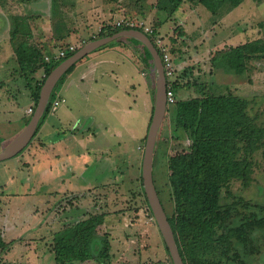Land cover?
Instances as JSON below:
<instances>
[{
    "label": "rangeland",
    "instance_id": "obj_1",
    "mask_svg": "<svg viewBox=\"0 0 264 264\" xmlns=\"http://www.w3.org/2000/svg\"><path fill=\"white\" fill-rule=\"evenodd\" d=\"M30 2L32 0H0V6L7 9L12 17L17 16L25 19L28 37L19 36L13 44L16 45L19 41H25L27 46L38 47L42 50L43 55L50 56L66 44L60 41L48 45L45 42L39 43L33 40V36L30 34L31 27L37 29V20L39 19L40 22L43 21L42 26L44 27L47 24L45 21L47 15L43 14L41 10L36 11L28 7ZM65 3L70 6V12H74V16H67V18L71 17L72 26L78 27L81 25L82 29H90L96 24L100 29L97 32L99 37L112 33L115 30L113 26L115 21L128 18L145 21L152 28H155L159 34V30L163 29L165 23H169L172 30H168L169 33L164 35L165 41L169 43L171 39L174 40L175 36L183 33L180 27L176 26V23L173 24L171 23L172 20H169L175 11L179 12L178 9L184 7L183 11H188L189 8L199 7L200 13L210 16L207 19L205 18L203 27L204 31L208 33L204 40V37L202 38L205 44L201 46L202 44L199 45L197 42L194 44L193 42L194 45H192L187 41V49L189 50L185 53L188 55V58H186L187 63L192 64L189 67L192 70L190 74L191 82L187 79L189 77L188 71L182 70L179 73L176 72V75L177 78L187 79L186 82H189L188 85L192 89L189 92H183L184 96H180L181 91L179 89H182V87H176V103L173 106L166 107L156 136L154 160L152 162L153 178L159 190L165 214L172 218L174 213L192 212L194 201L188 184V172L184 155L194 137L199 101L202 96L209 93L215 97L231 95L239 98L245 103L247 117L256 127L264 129V0H242L236 7H230L227 0H210L205 4H202L200 0H186L174 12L166 9V0H67ZM137 7H140L143 12L142 16ZM216 9H219L220 12L213 14L212 11ZM51 12V18H54V20L62 19L61 13H58L55 9L54 1H52ZM228 14L230 15L228 24L225 27L219 26V30L215 33L216 36L213 37L214 41H218L215 46L219 45L223 39H226V45L222 47L223 49L208 55L211 47L208 44H213L212 40L209 39L213 36L210 34H213L209 30L210 26L216 24L223 16ZM195 27H198V29L196 28L198 33H203V30L200 29L201 26ZM39 30L44 31L41 27ZM73 30H76V28H73ZM93 33L94 31L86 34L85 37L88 38ZM196 37L197 35L191 41H194ZM199 37L202 36L199 35ZM121 39L123 40L119 37L105 46H112ZM122 40L118 44L119 50L129 56V60L132 61L136 69L135 72L139 75L137 76L138 82H136L137 90H130L128 87L127 91L132 93V97L135 96L136 104H138L143 99V91H146V87L150 86L152 94L151 113L153 114L158 81L155 69H149L142 45V48H140L141 46L135 47L125 43L127 40H124V42ZM174 41L177 42V40ZM194 48H198L201 53H198ZM176 51L178 50L175 48L172 54ZM217 53L222 54L218 60L215 58ZM173 57L175 56L173 55ZM128 67L130 68V66ZM212 69L213 74H211ZM0 72L3 73L0 75V81H8L9 83H7L11 85V78H8V76L12 75L13 79L17 77L19 82L27 83L26 80L23 79L22 81L18 79L19 76H16L17 74L21 75L16 60H8L7 63L2 64ZM44 75L43 69L32 74V87L37 84V81L43 85ZM64 77L66 75L63 76L62 82H64ZM62 82L58 81L56 83L50 97L52 95L54 97L56 94H62L61 97H65ZM119 84L121 85V82ZM19 89L20 92L18 93L9 86L8 92L12 96H5L11 98L9 106L14 107L16 115L22 117V112L29 105L30 97L29 91L23 86ZM65 101L66 99L60 104L54 115L48 116L49 121H55L58 116L64 115L63 118L67 122L68 112ZM9 119L11 120V118ZM13 120H11L10 128L17 131V127L22 128L24 126L23 122L13 124ZM73 122V120H69V123L72 124L71 127L74 124ZM116 122V120H112L111 125H117ZM65 130L67 131V129ZM33 143L35 142L33 141ZM31 144H28L16 156L0 161V208L4 211L14 210L17 207L16 205L19 207L26 206V201L30 195L28 196L22 191L20 184L21 182L28 183L30 190L33 188L30 183L32 182L31 175L25 170V163L29 161L28 155L31 149L35 147ZM120 146L125 149V145ZM144 146L145 138L138 144L128 146L129 150L125 149L124 154L121 152L120 155L124 158L108 161L104 157L101 162L103 177L96 189L89 188L84 193L67 192V194L61 193L59 196L48 195V204L38 206L32 217L24 214L25 219L23 222L16 220L17 222L13 224L7 223L3 213H0V217L3 216L2 225L7 228L6 235H4L7 246L0 250V264H172L155 222L150 221L152 214L148 203H146L141 172ZM263 149L261 148L247 157L250 167V179L247 184H243L238 179H232L221 189L220 204L224 205L228 211L226 223L238 224L244 219L252 221L264 216ZM104 154L106 152L101 154V158ZM20 193L23 197L19 195ZM43 194L46 193L42 191L39 193L34 192L32 197L41 198ZM32 197L29 198V203ZM78 205L84 208L82 214L84 220L89 216L103 213L106 215L127 216V225L129 223L132 225L143 224L150 231L153 232L154 230V237H156V234L158 235V247L154 243L146 246H142V243L136 245L134 240L131 241L134 236L127 231L126 224L123 226L125 232H121V225L118 228L117 225L113 226L112 224L109 226V230L116 228L114 235L107 232L105 227L99 228L87 249L84 259L75 262H56L54 259V237L77 220L79 214L69 217V212L73 208L78 209ZM170 224L172 225V222ZM262 228L264 230V224H262ZM249 230L256 232L253 225L249 227ZM136 238L141 239V234L137 233ZM148 238L151 239L150 233ZM255 245L258 248V253L249 257L247 261L244 260L243 264H264V236ZM150 248L151 250H149ZM157 248H160V253ZM142 249L146 252H141ZM145 253L147 255L143 256ZM242 263L240 261L236 262V264ZM224 264L230 263L225 262Z\"/></svg>",
    "mask_w": 264,
    "mask_h": 264
},
{
    "label": "crops",
    "instance_id": "obj_2",
    "mask_svg": "<svg viewBox=\"0 0 264 264\" xmlns=\"http://www.w3.org/2000/svg\"><path fill=\"white\" fill-rule=\"evenodd\" d=\"M52 1L55 3V9L58 13H61L62 19L54 20V18H51ZM65 1L67 0H32V2H30L28 7L36 11L41 10L43 14L47 15V20H45L47 24L45 25L48 27L45 25L43 27V21L40 22V19L37 20V29H32L31 27L30 34L33 36L35 42H45L51 45L61 41L66 45H79L82 41L86 44L101 37H105H99L97 32L100 31V29L96 24L90 29H82L81 25L73 27L71 17L67 18V16H74V12H70V6H67ZM198 8L199 7L194 9L189 8L188 11H183V7L178 9L179 12L175 11L169 19L172 20L171 23H176V26H179L181 32H183L181 35L174 37V40H177V42L173 39L169 42L171 45L170 49H172L170 53L175 70L178 73L182 70L185 72L188 71L187 74L189 77H187V79H189L190 82L192 70H190L189 67L192 64L190 65L187 63L188 61H186L188 55L185 52L189 50L187 49V41L192 43V45L196 42L199 45L202 44L201 46L205 44L202 38L204 37V40L208 33L204 31L203 27L205 20L210 17L200 13ZM8 14L7 9L0 6V69L2 64L7 63L8 60H15V55L9 42L10 24ZM229 20L230 15L228 14L223 16L216 24L210 26L209 30H211L213 34L209 33L213 36L209 39L212 40L213 44H208L211 46L208 55L223 49L222 47L226 45V39H223L219 45L215 46V43L218 41H214L213 37L216 36L215 33L219 30V26L222 25L225 27ZM195 26H201L200 29L203 30V33H198V31H196L198 27ZM40 27L44 31L39 30ZM73 28H76V30H73ZM170 28L169 23H165V26H163V29L159 30V32L164 36L169 33L168 30H172ZM93 31L94 33L90 34V37H85L86 34L92 33ZM196 35L197 37L195 40L191 41ZM199 35L202 37L198 38ZM121 38H123V40L121 39L122 42L127 40L125 43L134 45L135 47L141 46L134 42L131 37ZM121 40L117 41L112 46H103L85 56L72 65V70L64 77L62 89L65 91V106L68 112L67 122L63 118L64 115L58 116L59 118L57 117L55 121H49L48 116L54 115L60 106L54 111L51 110L50 107L38 133L36 136L32 137L31 142H29V144L32 143L31 145L35 147L31 149L28 155L29 161L25 163V170L31 175L32 182L30 183L33 188L30 190L28 183L21 182L20 184L22 191L28 196L30 195L29 198L34 195V192L39 193L42 191L46 194H43L41 198L32 197L30 203L28 202L29 198L26 197L28 198L26 206L24 207V205H22L19 207L16 205L15 211H4L0 208V213H3L4 217L7 219V223L13 224L17 222L16 220L23 222L25 219L24 214L26 216L31 215L30 217H32L38 206H45L48 204V195L59 196L61 193L67 194V192L84 193V191L89 188L96 189L103 177L101 166L103 158L105 157L108 161L124 158L121 157V152L124 154L123 151L125 149L129 150L128 146L138 144L146 137V130H148L147 128L149 127L152 114L151 89L150 86L146 87L147 93L143 91V99L138 104H136L135 96L133 95L132 97V93L127 91L128 87L130 90H137L136 82H138L137 76L139 75L135 72L136 69L132 61L129 60V56L122 50H119L118 44ZM140 48H142V46ZM175 48L178 51L172 54ZM194 49H196L198 53H201L198 48ZM173 55L175 57H173ZM128 66H130L131 69ZM148 67L150 70L153 69L151 61H148ZM2 72H0V75L3 74ZM211 74H213V69ZM16 76H19L18 79L23 81L24 78L22 75L17 74ZM8 78H11V85L8 84V81H0V153L8 149L19 139L31 119L32 113H34L33 110H35L33 108V100L28 83L19 82L17 77L13 79L14 77L12 75L8 76ZM187 79L183 80L182 78H177V75L174 79V90L177 86L182 87V89H179L181 91L180 96H184L183 92H189V90L192 89L190 88L191 86L188 85L189 82H186ZM120 82L121 85L119 84ZM214 82L216 83V81ZM38 83L37 81V84ZM9 86L18 93L20 92L19 88H22V86L29 91L30 102L28 107L22 112V117L17 116L16 109L14 110V107L9 106L11 104V98L9 97L12 96L8 92ZM61 95L56 94L54 98L60 97L65 100ZM28 109L32 110V115L27 114ZM13 117H15L14 120ZM9 118L13 120V124L23 122L24 126L22 128L17 127V131L10 128L11 120ZM68 119L74 121L72 127ZM112 120H116L117 125H111ZM65 129H67V131ZM33 141L35 143H33ZM122 144L125 145V149L122 148L123 146H120ZM109 145H111V147H109ZM32 146H30V148H32ZM103 152H106V154L101 158ZM19 195L23 197L21 193ZM78 206V209L73 208L69 212V217L79 214L74 223L84 220L82 215L84 213V208L80 205ZM2 217H0V232L7 246L4 239L7 228L2 225ZM126 222H128L127 216L122 217L116 214H107L100 228L105 227L107 232L114 235L116 228H114V230H109V226L113 224V226L117 225L118 228H120L121 225V232H125L123 226L126 224L127 231L134 236L131 238V241L134 240L136 245L142 243V246H146L147 244L154 243V245L158 247L159 237L157 234L155 235L156 237H154V230L153 232L150 231L149 228H145L143 224L132 225L129 223L128 226ZM137 233L141 234V239L139 240L136 238ZM149 233L151 234V239L148 238ZM158 249L160 253V248H157V250ZM149 250H151V248ZM141 252L144 253L146 250L142 249ZM133 253H135V251H133ZM147 253L143 254V256H146Z\"/></svg>",
    "mask_w": 264,
    "mask_h": 264
},
{
    "label": "trees",
    "instance_id": "obj_3",
    "mask_svg": "<svg viewBox=\"0 0 264 264\" xmlns=\"http://www.w3.org/2000/svg\"><path fill=\"white\" fill-rule=\"evenodd\" d=\"M184 1L186 0H166V9L174 12ZM200 1L202 4L210 2V0ZM241 1L227 0V4L230 7H236ZM137 8L142 16L143 12L140 7ZM162 8L164 9V7ZM217 12H220L219 9L212 11L213 14ZM8 20L10 24L9 42L19 71L29 85L33 108L35 109L42 83L34 84L32 87V74L43 69L45 75L42 82H44L60 62L55 65L46 64L43 61L42 50L38 47L27 46L25 41H19L16 45L13 44L19 36H28L27 26L24 18L12 17L8 14ZM118 31L121 30L115 29L106 36ZM132 40L142 45L139 41ZM143 49L147 60L151 61L154 68L149 51L145 47ZM220 56L222 54L217 53L215 55L216 60ZM72 68L73 66L58 81L62 82L63 76L67 75ZM53 98V95L49 97L33 137L36 136L42 126ZM261 148H264V129L256 127L247 117L245 103L242 100L231 95L215 97L207 93L202 96L199 101L194 137L184 155L194 208L190 213H174L172 218L166 215L169 224L172 222L170 226L183 264H224L225 262L236 264L237 261L242 263L258 253L255 244L264 236L262 228L264 216L252 221L244 219L238 224L226 223L228 211L224 205L220 204V195L221 189L232 179H238L243 184L249 182L250 167L247 157ZM154 151L155 145L152 162ZM262 159L264 161V149ZM152 179L163 207L153 173ZM105 216L106 214L103 213L89 216L58 233L54 237L55 261L65 263L84 259L97 230L103 225ZM251 225L255 226L256 232L249 230ZM163 245L169 256L164 242ZM5 247L6 244L0 234V250Z\"/></svg>",
    "mask_w": 264,
    "mask_h": 264
},
{
    "label": "water",
    "instance_id": "obj_4",
    "mask_svg": "<svg viewBox=\"0 0 264 264\" xmlns=\"http://www.w3.org/2000/svg\"><path fill=\"white\" fill-rule=\"evenodd\" d=\"M119 37H131L139 41L149 51L154 64L155 72L157 74L158 81L156 88L155 106L146 134L141 167L143 188L149 209L151 211L157 229L161 235V238L168 250L172 264H183V261L174 241L171 226L167 221L166 214L157 196L152 179V157L155 140L163 116L166 111V78L157 50L155 49L151 40L141 31L121 30L110 36H105L93 40L83 45L75 53H73L71 56L59 63V65L55 67L45 79L44 84L40 89L39 99L35 107L34 113L31 116V119L29 120L28 124L26 125V128L23 131L22 135L8 149L0 153V161L16 156L29 144L37 129L39 119L49 100L51 92L58 80L62 77V75H64V73L79 60ZM158 89H160V91Z\"/></svg>",
    "mask_w": 264,
    "mask_h": 264
},
{
    "label": "built area",
    "instance_id": "obj_5",
    "mask_svg": "<svg viewBox=\"0 0 264 264\" xmlns=\"http://www.w3.org/2000/svg\"><path fill=\"white\" fill-rule=\"evenodd\" d=\"M113 26L114 29L117 30H138L144 33L148 38H150L152 44L154 45L160 56L164 75L166 78V107L173 106L176 103L174 90V76L176 70L170 54V45L167 41H165V37L159 34L155 28H152L145 21L123 18L115 21ZM83 45H85L84 41H82L79 45H66L63 48L56 50V52L50 56L44 55L43 61L46 64L55 65L64 60L68 55L75 53ZM63 102L64 100L60 97H55L50 104L51 110L54 111ZM31 113L32 110L28 109L27 114L31 115ZM150 221H154L153 216L150 218Z\"/></svg>",
    "mask_w": 264,
    "mask_h": 264
},
{
    "label": "bare ground",
    "instance_id": "obj_6",
    "mask_svg": "<svg viewBox=\"0 0 264 264\" xmlns=\"http://www.w3.org/2000/svg\"><path fill=\"white\" fill-rule=\"evenodd\" d=\"M159 88V87H158ZM160 91V89H158ZM159 97H160V92H159Z\"/></svg>",
    "mask_w": 264,
    "mask_h": 264
}]
</instances>
